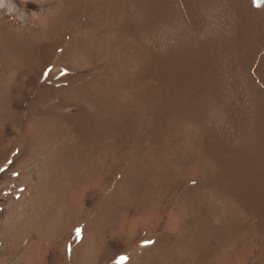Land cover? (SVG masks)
Returning <instances> with one entry per match:
<instances>
[{
	"label": "rangeland",
	"instance_id": "obj_1",
	"mask_svg": "<svg viewBox=\"0 0 264 264\" xmlns=\"http://www.w3.org/2000/svg\"><path fill=\"white\" fill-rule=\"evenodd\" d=\"M0 264H264V0H0Z\"/></svg>",
	"mask_w": 264,
	"mask_h": 264
},
{
	"label": "water",
	"instance_id": "obj_2",
	"mask_svg": "<svg viewBox=\"0 0 264 264\" xmlns=\"http://www.w3.org/2000/svg\"><path fill=\"white\" fill-rule=\"evenodd\" d=\"M257 1V5H259L263 0H256Z\"/></svg>",
	"mask_w": 264,
	"mask_h": 264
}]
</instances>
